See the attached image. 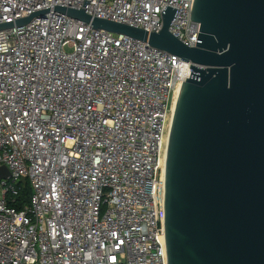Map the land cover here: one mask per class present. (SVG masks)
I'll use <instances>...</instances> for the list:
<instances>
[{
  "label": "built area",
  "instance_id": "1",
  "mask_svg": "<svg viewBox=\"0 0 264 264\" xmlns=\"http://www.w3.org/2000/svg\"><path fill=\"white\" fill-rule=\"evenodd\" d=\"M194 0H0V264H168L162 163L190 62L56 11L196 45ZM68 49V50H67ZM31 192L9 205L21 180Z\"/></svg>",
  "mask_w": 264,
  "mask_h": 264
},
{
  "label": "water",
  "instance_id": "2",
  "mask_svg": "<svg viewBox=\"0 0 264 264\" xmlns=\"http://www.w3.org/2000/svg\"><path fill=\"white\" fill-rule=\"evenodd\" d=\"M54 9L191 63L177 88L163 162L168 264H264V0H194V47L169 32L171 7L152 33L82 9ZM0 173L9 175L4 166Z\"/></svg>",
  "mask_w": 264,
  "mask_h": 264
},
{
  "label": "trees",
  "instance_id": "3",
  "mask_svg": "<svg viewBox=\"0 0 264 264\" xmlns=\"http://www.w3.org/2000/svg\"><path fill=\"white\" fill-rule=\"evenodd\" d=\"M31 189L27 179L21 180V186L19 184V194L15 197L14 200L9 199L8 203L11 206H14L16 209H22L24 204L29 202V195Z\"/></svg>",
  "mask_w": 264,
  "mask_h": 264
},
{
  "label": "bare ground",
  "instance_id": "4",
  "mask_svg": "<svg viewBox=\"0 0 264 264\" xmlns=\"http://www.w3.org/2000/svg\"><path fill=\"white\" fill-rule=\"evenodd\" d=\"M178 85H179V82L176 84L175 89H174V96H173L171 112H170V116H169L170 121H171V117H172L173 110H174L175 96H176ZM167 138H168V135L165 136V140H167ZM163 162H164V158H163ZM162 177H163V163H162Z\"/></svg>",
  "mask_w": 264,
  "mask_h": 264
},
{
  "label": "rangeland",
  "instance_id": "5",
  "mask_svg": "<svg viewBox=\"0 0 264 264\" xmlns=\"http://www.w3.org/2000/svg\"><path fill=\"white\" fill-rule=\"evenodd\" d=\"M68 50V49H67Z\"/></svg>",
  "mask_w": 264,
  "mask_h": 264
}]
</instances>
